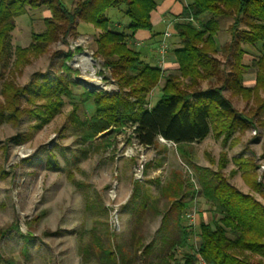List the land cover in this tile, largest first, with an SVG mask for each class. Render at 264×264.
I'll list each match as a JSON object with an SVG mask.
<instances>
[{
  "label": "rangeland",
  "instance_id": "374dc122",
  "mask_svg": "<svg viewBox=\"0 0 264 264\" xmlns=\"http://www.w3.org/2000/svg\"><path fill=\"white\" fill-rule=\"evenodd\" d=\"M62 1L71 8L77 0ZM46 9L42 5L16 18L11 33L12 47L27 46L32 30L44 29ZM125 11L126 5L111 8L106 17L116 30L128 32L129 18ZM229 24L230 20L222 22L217 35L219 45L230 38ZM164 28L162 24L156 25L153 31L162 32ZM78 31L81 34L78 37L61 35L43 52L28 54V61H22L19 67H14L12 57L5 69L0 68L3 73L0 77V229L18 223L22 233L31 236L29 252L24 254L21 234L10 228L0 238L2 257H13L18 264H95L92 255L86 252L96 250L98 239L115 251L117 246L121 247L127 259L142 252L139 240L143 244L154 242L155 254L160 250L158 231L163 216L169 212L173 201L162 189L171 182L174 173L197 189L195 166L220 171L231 185L252 194L264 205V195L252 190L242 175V166L252 165L264 189V125L261 122L256 121L247 130L236 132L234 141L227 144L211 132L191 146V163L180 157L174 143L162 137L152 146L140 144L131 121H124L119 128L113 125L91 140L84 139L74 120L90 123L97 111L93 102L80 101L84 87L88 88L81 77L92 73L91 68L83 69V63L89 57L95 78L104 85L88 90L113 93L120 87L111 70L103 67L101 58L93 61L89 54L82 53L96 49L94 39L98 29L80 22ZM87 36L91 37L90 42ZM157 41L137 47L144 60L152 62L153 55L159 57ZM176 44L177 37L173 45ZM78 46L83 50L76 52ZM245 47L248 48L245 62L252 65L258 50L252 45ZM69 52H72L70 57ZM169 74L163 73L158 84L150 89L149 106L160 98L164 77ZM46 75L53 81L51 90L57 86L54 80L60 77L65 85H71L70 81L73 84V97L62 96L55 112L49 110L50 107L55 109L52 103L56 98L48 95L50 89H44ZM4 80L9 85L6 89ZM210 80H203L201 89L220 85L216 78ZM254 82L252 65L245 84L253 86ZM224 95L240 112L254 113L252 108L256 106L252 98L247 100L228 90ZM258 119L264 120V116ZM145 198L150 205L146 204L143 210ZM193 202L199 214L206 213L211 220L213 211L208 202L201 195ZM176 213L175 209L169 212L171 234L179 218ZM198 227L199 224V230ZM192 241L197 242L193 236ZM179 248L171 257L174 264L183 256V251H177Z\"/></svg>",
  "mask_w": 264,
  "mask_h": 264
},
{
  "label": "trees",
  "instance_id": "16d2710c",
  "mask_svg": "<svg viewBox=\"0 0 264 264\" xmlns=\"http://www.w3.org/2000/svg\"><path fill=\"white\" fill-rule=\"evenodd\" d=\"M157 3L158 0H77L69 8L62 0H0V68L5 69L12 57L14 67H19L22 61H28V54L43 52L61 35L78 37L80 22L91 23L102 31L96 38L94 57H100L103 67L111 70L120 89L106 93L84 87L80 101L93 102L97 111L90 123L74 120L84 139L91 140L113 125L119 128L124 121H131L140 144L152 146L162 137L174 143L180 157L191 163V146L211 132L227 144L234 141L236 132L247 130L254 122L264 125V120L258 119L264 116V0H190L174 23L178 45L173 52L178 69L164 77L160 98L149 106L148 93L158 84L162 69L145 62L141 52L128 40L140 29L153 30L151 13ZM42 5L48 9L44 30L33 31L29 45L12 47L11 33L16 18ZM122 5H126L127 29L131 36L112 27L106 17L107 10ZM224 20H230L227 28L230 40L219 45L216 36ZM246 45L256 46L258 50V55L252 59L256 75L253 86L245 84L252 66L245 62ZM82 50L81 46L76 48V52ZM71 55L69 52L68 57ZM2 74L0 71V77ZM211 78H216L220 85L201 89V82L211 81ZM44 79L47 84L44 89H50L53 81L48 75ZM55 81L57 86L48 94L56 98L52 103L55 109L49 108L51 112L58 110L62 96L74 95L72 81L71 85H65L61 77ZM6 83L4 80L5 89L9 86ZM227 90L247 100L252 98L256 106L252 108L254 113L249 115L237 110L224 95ZM248 165L242 166L243 178L252 190L264 195L254 167ZM195 167L197 189L176 173L162 189L164 195L167 193L173 198L169 212L175 209L179 218L171 234L169 212L163 216L158 231L161 235L159 251L154 254V242L143 244L139 240L142 252L127 259L121 247L117 246L115 251L98 239L96 250L86 252L92 255L95 264H174L171 257L177 247L183 250L180 264H198L200 258L207 264H264V205L252 194L231 185L220 171ZM235 172L233 170L232 174ZM200 195L210 205L213 215L210 222L201 221L199 230L193 231L182 225V214L193 207V201ZM142 203L143 210L150 205L148 198ZM10 228L21 234L23 252L28 254L31 236L23 234L18 223L1 228L0 238ZM194 234L198 237L197 244L189 240ZM0 264L18 263L13 257L0 255Z\"/></svg>",
  "mask_w": 264,
  "mask_h": 264
},
{
  "label": "crops",
  "instance_id": "0c3cea01",
  "mask_svg": "<svg viewBox=\"0 0 264 264\" xmlns=\"http://www.w3.org/2000/svg\"><path fill=\"white\" fill-rule=\"evenodd\" d=\"M189 2H190V0H158L156 9L154 11H152V13H151V20H152V23L154 25L153 26V30H154V27L156 25H161V24L164 25V27H165L164 30L162 32H158L159 35L157 36L158 33H155L153 30L152 31H149V30H145V29H140V30H138L133 35L132 38H129V40H128V43L132 47H134L135 49H137V47H139V46H142L145 42H156L157 40H158L157 42H158V46H159L160 41L162 39L163 32L167 29L169 22L170 21H174L173 22V25H172V32H173V34H172V36L168 40V47H167V50H166V59H165L166 60L165 61L166 62L165 63V69L162 70V75H163V73L168 74V73H171V72L176 71L178 69V63L176 61V56H175V54L173 52L174 46L176 47L178 45V44L173 45V43H175V40H176L175 30H174V23H175V21L177 19V16L182 12L184 6H187L189 4ZM46 11H48V9H46ZM46 14L47 13L45 12L44 18L48 16ZM84 23H86V22H84ZM43 24H44V19H43ZM89 24H91V23H89ZM118 27H120V26H118ZM95 28L98 29V34H97V36L94 39V41H95V48H96V38L98 37V35L102 31H101V29H99L97 27H95ZM227 28H228V26H227ZM77 29H78V27H77ZM32 32H33V30H32ZM32 32H31V35H32ZM126 34H128L129 36H131V32L130 31L126 32ZM79 35H81L80 32H79ZM87 37H88L89 42H90L91 37L90 36H87ZM31 40H32V36H31ZM216 40H217V36H216ZM229 40H230V38H229ZM253 47L255 48V46H253ZM246 49H248V48H246ZM94 51H95V49L93 50V52H91V53L89 52V53H90L91 56L93 54L92 57L96 60V57H94ZM141 57H142V53H141ZM152 60H153L152 62H148L146 60H144V61L147 62V63H149L152 66H157V67L160 68V66L158 64V56H154L153 55ZM261 196L263 197V195H261ZM182 217H183V214H182ZM198 218H199V223L201 221H205L206 223L210 222V220L206 216V213H200L199 216H198ZM182 222H183L182 225H185L186 226V224L184 222V219L182 220ZM189 240H190L191 243H193L192 237ZM177 251H183V250H182V248L181 249L179 248V249H177ZM181 258L182 257H180L179 258V261H176L175 263L176 264L181 263L182 262ZM199 263H200V260H199Z\"/></svg>",
  "mask_w": 264,
  "mask_h": 264
},
{
  "label": "built area",
  "instance_id": "2783aa9c",
  "mask_svg": "<svg viewBox=\"0 0 264 264\" xmlns=\"http://www.w3.org/2000/svg\"><path fill=\"white\" fill-rule=\"evenodd\" d=\"M173 22L174 21L169 22L167 29L163 32L162 39H161L160 44H159L158 64L162 70L165 69L166 50L168 47V40L173 34V32H172ZM163 140H165V139H163ZM198 216H199L198 208L195 205L183 214V218H184V222H185L186 226H188L193 231L197 230V226L199 224ZM193 237L198 241V237L196 234H194ZM196 244H197V242H196ZM200 263L201 264H207L205 262V260H203L202 258L200 259Z\"/></svg>",
  "mask_w": 264,
  "mask_h": 264
},
{
  "label": "bare ground",
  "instance_id": "6f19581e",
  "mask_svg": "<svg viewBox=\"0 0 264 264\" xmlns=\"http://www.w3.org/2000/svg\"><path fill=\"white\" fill-rule=\"evenodd\" d=\"M87 60L88 61H85V63H83V67H84L83 69L85 70L87 68H91L92 73L91 74H87V75H83L81 77V80L84 83H86V85H88V86L93 85L94 88L95 87H104L103 83L95 78V75H94L95 68L91 67V63L92 62H90L89 57H88Z\"/></svg>",
  "mask_w": 264,
  "mask_h": 264
},
{
  "label": "water",
  "instance_id": "95a60500",
  "mask_svg": "<svg viewBox=\"0 0 264 264\" xmlns=\"http://www.w3.org/2000/svg\"><path fill=\"white\" fill-rule=\"evenodd\" d=\"M82 53H86V54H89V55H90V53H89L88 51H83ZM90 57H91V59H92L93 61H96L91 55H90ZM85 85H86V84H85ZM87 87L90 88V89H94V86H93V85H91V86H88V85H87Z\"/></svg>",
  "mask_w": 264,
  "mask_h": 264
}]
</instances>
